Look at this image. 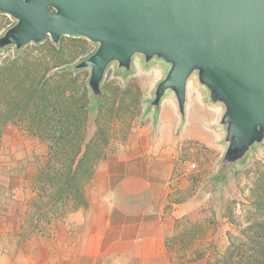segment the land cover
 Returning <instances> with one entry per match:
<instances>
[{
	"label": "water",
	"instance_id": "1",
	"mask_svg": "<svg viewBox=\"0 0 264 264\" xmlns=\"http://www.w3.org/2000/svg\"><path fill=\"white\" fill-rule=\"evenodd\" d=\"M16 22L0 36V52L19 54L50 37L85 38L98 47L71 65L90 69L94 104L113 63L129 75L134 59L167 65L149 108L158 117L167 97L186 119L188 82L194 78L209 105H222L218 127L226 145L217 175L244 164L264 145V0H0Z\"/></svg>",
	"mask_w": 264,
	"mask_h": 264
},
{
	"label": "rangeland",
	"instance_id": "2",
	"mask_svg": "<svg viewBox=\"0 0 264 264\" xmlns=\"http://www.w3.org/2000/svg\"><path fill=\"white\" fill-rule=\"evenodd\" d=\"M15 22L10 15L0 12V36ZM97 47V44L85 38L64 36L59 44H55L50 37H47L41 43L26 45L20 54L43 52L56 57L60 66L49 73L52 76L61 73V69L73 71L69 67L89 57L96 51ZM15 54L14 47L5 48L0 52V63L7 58L14 57ZM73 72L79 85L83 88L87 87L91 92L88 87L91 70L83 69ZM166 72L167 65L152 63L146 66L143 57L140 55L135 57L133 71L129 75H125L124 72L119 73L117 64H111L102 83L105 107L98 116L97 111L92 113L88 134L89 137H92L96 132L95 120L97 119L102 127V132L109 136L108 143L103 144L105 157L102 160L124 150L133 142L147 141L155 145L158 142L173 144L171 148H173L175 156L178 157L173 172L180 179L174 183V186L171 187L170 185L172 191L166 199L167 206L163 210V215L165 217L171 212V209L174 208L172 203L183 206L191 205L194 211L201 213V216L195 220L185 215L178 221L179 233L167 242L171 264H180V259L188 256L203 258L196 264L214 263L229 246V234L238 235V229L234 222L245 223L246 212L253 211L249 205V198L254 190L261 191L258 187H260V180L264 179V145L253 149L244 164L229 170L222 179H218L220 160L226 150V145L222 143L223 134L218 127L224 107L222 105H209L213 122L208 127L215 134L216 139L210 138L212 145L205 147V149L199 142L183 139L182 125L184 121L179 112V125L177 127L163 126V128L161 118H164L165 114H170V106L164 101V106L161 107V111L156 117L155 109L149 108V101L154 98V90L165 77ZM20 132H22L20 128L11 127L4 132L2 137L0 151V187L2 188H7L5 186L6 177L12 173L11 165L8 163V148L15 143L18 144L13 133L21 136L26 135L27 138H36L44 145L40 150V159L22 157L23 159L20 161L22 168H19V171H24V168L30 165L29 163L32 161L31 168L36 173L39 166L46 162L49 154L48 143L28 133L22 135ZM29 146L33 147L31 144ZM183 160L196 163L197 169L192 172L185 170L181 164ZM25 174L21 172L20 175L26 177ZM262 187H264V183L261 185ZM60 221L62 219L54 220L52 226L57 227ZM19 231L14 235L15 238L7 236L1 240L0 250L10 249L14 245L13 240L19 237ZM53 234L52 232V237H49L48 233L46 236L35 237L30 241L39 243L43 237L42 242L51 243L54 238ZM194 240H196L195 243ZM22 241H19L18 249L27 251L30 242ZM82 250L81 247L78 255L83 258L80 259V264H120L113 257L107 260L104 258L102 262L95 263L94 254H86ZM172 258H174L173 261ZM8 263L6 259L0 260V264ZM10 264H21V261L12 260Z\"/></svg>",
	"mask_w": 264,
	"mask_h": 264
},
{
	"label": "crops",
	"instance_id": "3",
	"mask_svg": "<svg viewBox=\"0 0 264 264\" xmlns=\"http://www.w3.org/2000/svg\"><path fill=\"white\" fill-rule=\"evenodd\" d=\"M166 99L162 106L166 101L171 110L161 118L162 127H177L180 120L176 101L172 97ZM209 109L203 91L194 78L190 79L183 139L199 142L204 149L212 145L210 138L216 139L208 127L213 122ZM13 136L18 144L8 148L12 173L6 177L7 188L0 187V241L18 233L26 203L34 195L32 161L19 171L20 161L23 156L40 159L44 146L36 138L16 133ZM171 146L138 141L109 155L100 162L87 187L88 206L68 213L57 227L52 226L51 243L42 242V237L39 243L29 241L24 251L18 249L17 237L10 249L0 250V260L6 259L8 264L12 260L21 264H80L82 247L83 253L94 254L95 263L113 257L120 264H171L167 241L179 233L178 221L185 215L195 220L201 216L191 205L172 203L174 208L163 215L172 191L170 185L180 179L173 172L178 157Z\"/></svg>",
	"mask_w": 264,
	"mask_h": 264
},
{
	"label": "trees",
	"instance_id": "4",
	"mask_svg": "<svg viewBox=\"0 0 264 264\" xmlns=\"http://www.w3.org/2000/svg\"><path fill=\"white\" fill-rule=\"evenodd\" d=\"M59 66L56 57L43 52L16 53L0 63V151L4 132L11 127L48 143L49 149L46 162L32 178L34 195L26 203L19 231L20 240L27 243L48 233L52 237L54 220L88 206L86 190L109 140L96 118V132L88 134L92 113H102L105 98L96 106L74 70L61 69L50 76ZM263 183L260 180L261 191L254 190L249 198L253 211L246 212L245 223L234 222L238 235L229 234L226 251L209 264H264ZM180 260L196 264L203 258Z\"/></svg>",
	"mask_w": 264,
	"mask_h": 264
},
{
	"label": "built area",
	"instance_id": "5",
	"mask_svg": "<svg viewBox=\"0 0 264 264\" xmlns=\"http://www.w3.org/2000/svg\"><path fill=\"white\" fill-rule=\"evenodd\" d=\"M183 168L187 171H195L197 169V164L194 163V162H189V161H186V160H183L181 162Z\"/></svg>",
	"mask_w": 264,
	"mask_h": 264
}]
</instances>
